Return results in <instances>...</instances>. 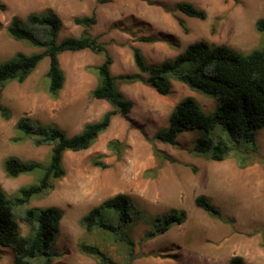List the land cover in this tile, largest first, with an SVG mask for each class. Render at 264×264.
Masks as SVG:
<instances>
[{
  "label": "rangeland",
  "instance_id": "obj_1",
  "mask_svg": "<svg viewBox=\"0 0 264 264\" xmlns=\"http://www.w3.org/2000/svg\"><path fill=\"white\" fill-rule=\"evenodd\" d=\"M1 0L0 64L16 53L41 51L25 42L12 39L7 27L14 17L25 20L30 14L51 10L61 22L59 40L80 37L84 28L76 18L95 13L97 24L92 36L112 57L111 73L115 77L139 74L132 48L141 50L150 65L174 60L188 46L201 41L211 46H227L242 54L264 48V33L256 30V22L264 18V0ZM183 2L195 5L208 14L206 21L189 18L176 10ZM184 22L189 33L179 26ZM216 25V33L212 27ZM167 38L174 43L144 44L139 38ZM105 55L89 50L67 52L59 57L66 83L57 99L47 92L46 73L50 61L45 59L23 84L12 82L3 88L1 102L10 110L11 119L0 116V184L10 197L20 189L35 185L44 176L37 170L19 178H9L5 161L17 157L23 162L36 161L49 165L52 146L36 148L31 140H23L16 130L20 118L27 116L42 125H56L69 137L79 134L87 124L99 121L111 110L106 101L96 100L92 92L99 83L97 67ZM191 66L181 68L189 72ZM147 78L146 75H143ZM172 92L158 95L142 83L118 82L120 91L133 103L127 117L117 115L111 126L86 151L68 152L64 157L66 176L54 182V188L32 200L30 205L15 208L22 236H29L31 226L25 222L28 208L57 207L64 212L61 233L52 248V264H110L101 262L83 246H95L113 264H230L241 257L244 264H264V127L256 132L255 163L241 169L237 155L224 162H213L193 153L195 145L206 136L199 130L184 132L178 145L153 140L157 132L169 125L175 106L188 97L195 98L207 114L215 112L217 99L192 90L171 77ZM215 140L234 147L226 132L216 130ZM124 145L121 156L109 149V143ZM154 146L173 159L157 157ZM245 145L242 149H245ZM98 159L106 169L93 165ZM118 194L130 196L133 213H147L148 219L162 218L170 212L186 211L187 221L167 233L143 241L153 224L139 222L131 229L136 259L129 261L124 244L95 231L88 234L82 218L105 200ZM199 196H206L222 212V219L211 217L195 206ZM0 264H13L14 251L0 246ZM45 257L32 259V264H46Z\"/></svg>",
  "mask_w": 264,
  "mask_h": 264
},
{
  "label": "trees",
  "instance_id": "obj_2",
  "mask_svg": "<svg viewBox=\"0 0 264 264\" xmlns=\"http://www.w3.org/2000/svg\"><path fill=\"white\" fill-rule=\"evenodd\" d=\"M1 1V0H0ZM106 4V0L99 2ZM5 7L0 5V11ZM185 16L201 21L208 19L205 10L195 5L183 2L176 8ZM77 26L84 28L80 37H66L59 40L62 29L60 18L51 10L42 14H30L23 21L14 17L7 27L8 35L20 42H25L41 51L33 54L16 53L14 57L0 64V116L4 121L11 119L10 110L2 102L3 88L12 82L25 83L40 64L49 59V69L46 78L49 80L47 92L57 99L66 83V76L61 68L59 57L67 52H82L85 50L105 55L102 65L96 68L99 83L92 92L96 100L106 101L111 110L103 117L72 137L56 125H42L23 116L16 124V130L23 140H31L36 148L52 146L49 165L36 161L23 162L17 157H9L4 164V171L9 178H19L37 170H44V176L37 184L20 189L15 197H10L0 184V246L14 251L13 264H32L31 260L45 257L46 264H52V248L61 233L64 212L57 207L28 208L25 222L31 226L29 236H22L21 227L15 215V208L30 205L32 200L54 188V182L66 176L64 157L68 152L89 150L111 126L117 115L127 117L133 108V103L120 91L118 82L142 83L155 90L163 97L172 92L171 77L187 85L203 95L217 99L218 106L214 113L207 114L200 103L193 97L181 100L173 109L166 129L156 133L153 140L167 145L177 146L180 134L199 130L206 134L194 147L193 153L206 157L213 162H224L232 153L237 155V164L245 169L255 163L257 149L250 151L248 146L256 147V132L264 127V48L250 54H242L227 46H211L201 41L191 44L174 60H167L158 65H150L141 50L132 48L135 66L139 74L115 77L111 73L112 57L92 36L90 29L97 24L95 13L89 17L76 18ZM179 26L189 33L187 25L179 21ZM0 23V27H1ZM256 30L264 33V18L256 22ZM216 33V25L212 34ZM144 44L174 43L167 38H139ZM189 65L192 69L183 72L182 67ZM146 75L147 78H144ZM216 130L226 132L235 142L234 147L227 146L221 140H215L211 134ZM245 145V149L242 147ZM109 149L118 156L123 153L124 145L118 141L109 143ZM154 154L165 160L173 159L154 146ZM93 165L106 169L107 165L98 159ZM195 206L213 218L222 219V212L206 196H199ZM134 202L126 194H118L105 200L99 206L90 210L81 220L88 234L100 231L117 242H122L126 248L130 262L136 259L134 241L131 229L139 222H151L146 212L138 210L133 213ZM188 218L186 211L174 210L162 218H154L153 228L143 241L156 238L167 233L175 226L183 225ZM147 220V221H146ZM85 253H95L101 262L113 264L102 251L95 246H83ZM2 256L0 255V262ZM230 264H244L241 257L233 258Z\"/></svg>",
  "mask_w": 264,
  "mask_h": 264
}]
</instances>
